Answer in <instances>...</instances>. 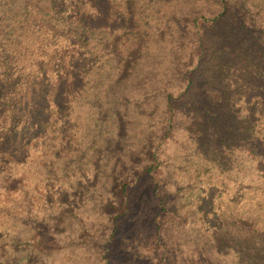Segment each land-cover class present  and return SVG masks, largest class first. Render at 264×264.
Returning a JSON list of instances; mask_svg holds the SVG:
<instances>
[{
    "label": "trees",
    "instance_id": "trees-1",
    "mask_svg": "<svg viewBox=\"0 0 264 264\" xmlns=\"http://www.w3.org/2000/svg\"><path fill=\"white\" fill-rule=\"evenodd\" d=\"M0 264H264V0H0Z\"/></svg>",
    "mask_w": 264,
    "mask_h": 264
}]
</instances>
